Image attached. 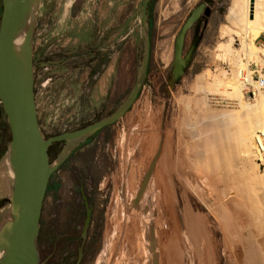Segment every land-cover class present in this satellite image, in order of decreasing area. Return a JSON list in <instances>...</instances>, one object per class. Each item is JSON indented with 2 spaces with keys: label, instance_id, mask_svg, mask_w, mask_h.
I'll use <instances>...</instances> for the list:
<instances>
[{
  "label": "rangeland",
  "instance_id": "1",
  "mask_svg": "<svg viewBox=\"0 0 264 264\" xmlns=\"http://www.w3.org/2000/svg\"><path fill=\"white\" fill-rule=\"evenodd\" d=\"M258 1L264 19V0ZM141 4L142 0H40L33 31V88L37 120L44 137L71 131L105 117L125 99L142 59ZM244 5L245 0H212L211 3L152 0L148 10L149 66L136 99L121 118L74 148L49 177L40 212L39 244L43 255L51 249L56 234L81 224V220L77 221V210L85 196L93 208L91 231L95 229L96 239L93 248L87 247L84 264H119L122 259L118 254L103 252V246L107 219L113 207H118L123 199L124 184L135 185L129 200H138L139 188L148 179L149 164L155 159L158 163L166 141L174 151L196 141L195 124L199 119L205 120L201 117L204 114L216 115L224 134L237 130L246 119L256 116L258 111L253 105L259 93L264 95L263 88L259 90L247 83L241 97L234 89L236 81H241L247 71L254 82L264 76V53L257 51L258 59L245 58L241 38L231 31L234 25L228 18L230 10L240 11ZM179 34L180 48L176 56ZM253 42L261 47L264 32ZM233 53L236 57L239 54L238 58ZM243 63H247L244 68L240 66ZM183 118L185 134L178 131ZM259 131L256 135L261 138L263 132ZM151 136L155 140L152 151L142 152ZM138 137L141 140L138 141ZM9 140L10 132L0 104V157ZM256 142H259L257 138ZM61 146L62 142H58L49 149L50 160ZM262 147L264 145H260ZM154 152L155 155L158 152L156 156ZM145 155L148 160L143 158ZM258 163L257 174H262L264 160ZM134 169L138 172L134 173ZM125 172L131 174L127 176ZM177 199L179 202V193ZM193 201L199 204L191 195V206H195ZM7 205L8 201L0 204ZM203 210L205 212V208ZM208 225H212L211 217ZM246 228L240 234L242 238L248 236ZM214 235L216 241L221 240L219 233L214 232ZM239 245L232 250L236 258L243 250ZM222 249L218 245L216 264H228ZM63 254L57 252L55 264Z\"/></svg>",
  "mask_w": 264,
  "mask_h": 264
},
{
  "label": "bare ground",
  "instance_id": "2",
  "mask_svg": "<svg viewBox=\"0 0 264 264\" xmlns=\"http://www.w3.org/2000/svg\"><path fill=\"white\" fill-rule=\"evenodd\" d=\"M258 2L260 1L254 0L252 3L245 0V5L240 11L232 8L228 15L234 25V31H231L235 32L244 44L245 58H257V51L264 53V44L256 47L253 42L262 31L264 32V19ZM233 56L236 57L234 53ZM246 64L240 66L244 68ZM249 74L247 71L241 81H236V91L232 85L230 87L239 94L238 97H241V91L247 83L261 89L258 80L252 81ZM256 100L253 106L260 113L246 119L235 131L224 134L217 116L208 117L204 114L201 117L205 120L199 119L195 124L196 141H191L187 147L176 148L177 151H174L169 141H166L165 146L161 144L164 146L163 151L160 147L162 156L158 163V159H155L149 164L148 179L141 184L138 200H132L134 203H131L129 198L135 185L123 183V199L118 207H113L107 219L103 252L117 253L119 259H122L119 264H216V250L218 245H221L228 264H264V172L257 174L260 167L258 160H264V148H260V145H264V95L259 93ZM180 121L178 131L185 134V120L183 118ZM258 130L263 132L261 138L256 135ZM139 137L138 141L141 140ZM153 138L151 136L148 146L146 145L142 152L151 150L152 142L155 143ZM5 170V165H2L1 191L4 190L2 187L5 184ZM127 173L125 172L126 175ZM115 194L117 195L116 192ZM191 195L195 196L199 204L194 201L195 206L189 204ZM210 217L211 226L208 225ZM246 226L249 230L248 236L244 235L245 238H242L240 234ZM214 232L221 235L220 241H216ZM239 244L243 250L240 249L241 255L236 258L235 253L236 257L232 255V250Z\"/></svg>",
  "mask_w": 264,
  "mask_h": 264
},
{
  "label": "water",
  "instance_id": "3",
  "mask_svg": "<svg viewBox=\"0 0 264 264\" xmlns=\"http://www.w3.org/2000/svg\"><path fill=\"white\" fill-rule=\"evenodd\" d=\"M149 1L142 0L141 4L142 59L125 99L105 117L71 131L44 137L37 120L33 88V31L40 0H1L0 104L10 140L0 157V167L5 165L6 168L0 196L8 200V205L0 210V264H40L39 218L51 173L80 143L121 118L136 99L150 59ZM179 48L180 34L175 44L176 56ZM55 142H62V146L50 160L48 148ZM87 223L88 216L82 235Z\"/></svg>",
  "mask_w": 264,
  "mask_h": 264
},
{
  "label": "flooded vegetation",
  "instance_id": "4",
  "mask_svg": "<svg viewBox=\"0 0 264 264\" xmlns=\"http://www.w3.org/2000/svg\"><path fill=\"white\" fill-rule=\"evenodd\" d=\"M206 3H211V1H205ZM4 196H1L2 198ZM2 207V208H1ZM5 206H0V210L4 209ZM89 210V213L87 212ZM78 211V219L79 222L81 220V224L77 223L72 226H69L67 229L61 231L60 233L56 234L55 237L52 239L53 243L51 244V249L46 253L45 255L42 254L40 244H39V235L41 232V224H40V218H39V231L37 235V244L38 249L40 253V264H55V261L57 259V252L60 251L63 254L61 256L60 261L58 264H84L86 263V252L87 247L93 248V244L95 242V234L94 228L91 231L92 228V219H93V208L88 198L83 196V204L82 206L77 210ZM88 216V223L85 227V233L84 231V224L86 217ZM92 234V235H91ZM93 236V237H92ZM92 237L91 244L90 238Z\"/></svg>",
  "mask_w": 264,
  "mask_h": 264
},
{
  "label": "trees",
  "instance_id": "5",
  "mask_svg": "<svg viewBox=\"0 0 264 264\" xmlns=\"http://www.w3.org/2000/svg\"><path fill=\"white\" fill-rule=\"evenodd\" d=\"M151 2H152V0H150L149 3H148V10L150 9ZM0 14H1V13H0ZM148 66H149V64H148ZM147 69H148V68H147ZM56 143H58V142H55V143H53L52 145H50V147L48 148V154H49V149H50L51 147H53V145H55ZM5 149H6V148H5ZM5 201H8L5 197L0 198V204H1L2 202H5Z\"/></svg>",
  "mask_w": 264,
  "mask_h": 264
},
{
  "label": "built area",
  "instance_id": "6",
  "mask_svg": "<svg viewBox=\"0 0 264 264\" xmlns=\"http://www.w3.org/2000/svg\"><path fill=\"white\" fill-rule=\"evenodd\" d=\"M257 80H258V83L260 84L261 88H263L262 90H264V76L258 77Z\"/></svg>",
  "mask_w": 264,
  "mask_h": 264
}]
</instances>
